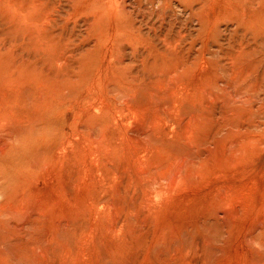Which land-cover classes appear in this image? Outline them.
<instances>
[{
	"label": "rangeland",
	"instance_id": "rangeland-1",
	"mask_svg": "<svg viewBox=\"0 0 264 264\" xmlns=\"http://www.w3.org/2000/svg\"><path fill=\"white\" fill-rule=\"evenodd\" d=\"M159 2L0 0V264H264V0Z\"/></svg>",
	"mask_w": 264,
	"mask_h": 264
},
{
	"label": "bare ground",
	"instance_id": "bare-ground-1",
	"mask_svg": "<svg viewBox=\"0 0 264 264\" xmlns=\"http://www.w3.org/2000/svg\"><path fill=\"white\" fill-rule=\"evenodd\" d=\"M95 1H96V0H95ZM157 1H158V3L160 4L159 0H152V3H153V2L156 3ZM162 1H163V3L166 4V5H168L169 1H170V3L172 2V0H162ZM114 3H115L114 1H110V3H105L104 1H103L102 3H99V1H97V4H98V5H97V4H96V5H97V7L99 8V10H101V13H102V15H103L104 17L107 16V17H109V19H110L112 22H114V23H116V24H120L121 21H122V20L120 19V16H121V15L119 14V16H117V10H116V11H113V12L115 13V15H116V18H114L113 15H112V10L114 9V7H113V6H114ZM172 3H173V2H172ZM91 4H93V2H91ZM93 5H94V4H93ZM96 5H95V6H96ZM87 8H88V7H87ZM95 10H96V9H95ZM95 10H92V11H95ZM97 15H98V14H97ZM111 24H112V23H111ZM178 40H179V39H178ZM238 49H240V48H238ZM55 50H56V49H55ZM67 50H68V49H67ZM67 50H66V51H67ZM240 50H241V49H240ZM57 51H58V50H57ZM68 51H69V50H68ZM61 52H62V51H61ZM64 52H65V51H64ZM239 52H240V51H239ZM242 52H243V51H242ZM56 53H57V52H56ZM68 53H69V52H68ZM68 53H67V54H68ZM71 53H72V51H71ZM234 53H235V52H234ZM58 54L60 55V53H58ZM67 54H66V55H67ZM92 54H93V53H92ZM94 54H95V53H94ZM97 54H98V53H97ZM3 55H4V54H3ZM64 55H65V54H64ZM72 55H73V54H72ZM229 55H230V53H229ZM231 55H232V52H231ZM236 55H237V54H236ZM74 56H75V55H74ZM60 57H61V56H60ZM62 57H63V56H62ZM230 57H231V56H230ZM241 57H242V56H241ZM9 58H10V57H9ZM56 58H57V57H56ZM58 58H59V57H58ZM63 58H64V57H63ZM65 58H66V57H65ZM67 58H68V57H67ZM237 58H240L239 54H238V57H237ZM5 59H6V58H5ZM68 59H69V58H68ZM58 60H59V59H58ZM97 60H98V59H97ZM3 61H4V60H3ZM68 61H69V60H68ZM68 61H66V62H67V65H68ZM202 61H203V60H202ZM232 61H233V60H232ZM55 62H56V61H55ZM57 62H58V61H57ZM59 62H63V61H61V58H60ZM64 62H65V61H64ZM180 62H181V61H180ZM184 62H185V61H184ZM233 62H234V61H233ZM69 64H70V63H69ZM72 64H73V63H72ZM63 65H65V64L63 63ZM73 65H74V64H73ZM181 65H183V64L181 63ZM181 65H180V66H181ZM201 65H203V63H202ZM238 65H239V64H238ZM56 66H57V64H56ZM95 66H96V65H95ZM63 67H64V66H63ZM63 67H60V68H63ZM58 68H59V66H58ZM60 68H59V69H60ZM65 68H66V66H65ZM65 68H64V70H65ZM67 68H68V67H67ZM229 68H230V67H229ZM14 69H15V68H14ZM20 70H21V69H20ZM54 70H56V69H54ZM54 70H53V71H54ZM62 70H63V69H62ZM64 70H63V71H64ZM57 71H58V70H57ZM57 71H56V72H57ZM66 71H67V69H66ZM73 71H74V70H73ZM90 71H91V70H90ZM228 71H229V70H228ZM67 72H68V71H67ZM69 72L71 73V71H69ZM69 72H68V74H69L68 76H70V73H69ZM92 72H93V71H92ZM92 72L89 73V76H90V74H92ZM52 73H54V72H52ZM58 73H59V72H58ZM61 73H62V72H61ZM62 74L64 75L65 73H62ZM66 74H67V73H66ZM99 74H100V73H99ZM58 75H59V74H58ZM60 75H61V74H60ZM60 75H59V76H60ZM78 75H79V74H78ZM80 75H81V74H80ZM177 75H180V74H177ZM87 76H88V75H87ZM89 76H88V77H89ZM62 77L64 78V76H62ZM83 77H84V76H83ZM45 78H46V77H45ZM67 78H68V77H67ZM71 78H73V77H71ZM75 78H76V77H75ZM84 78H86V77H84ZM65 79H66V78H65ZM76 79H77V78H76ZM86 79H88V78H86ZM0 80H1V79H0ZM56 80H57V79H56ZM56 80H54V81H56ZM60 80H61V79H60ZM63 80H64V79H63ZM48 81H49V83L51 82L49 79H48ZM48 81H47V82H48ZM45 82H46V80H45ZM47 82H46V83H47ZM60 82H61V81H60ZM60 82H59V83H60ZM69 82H70V80H69ZM69 82H64V83L67 84V83H69ZM71 82H72V81H71ZM71 82H70V83H71ZM9 83H10V82H9ZM72 83H73V82H72ZM72 83H71V84H72ZM109 83H111V82H109ZM52 84H54V83H52ZM61 84H62V82H61ZM66 84H64V85H66ZM39 85H40V84H39ZM50 85H51V84H50ZM74 85H75V84H74ZM74 85H73V86H74ZM108 85H109V84H108ZM29 86H30V85H27V87H29ZM44 86H45V85H44ZM109 86H110V85H109ZM21 87H23V86H21ZM106 87H107V86H106ZM30 88H31V87H30ZM32 88H33V87H32ZM78 88H79V87H78ZM102 88H103V87H102ZM107 88H108V87H107ZM114 88H115V87H114ZM116 88H118V87H116ZM24 89H25V87H24ZM64 89H65V88H64ZM69 89H70V88H69ZM73 89H74V87H73ZM73 89H72V90H73ZM82 89H83V88H82ZM26 91H27V90H26ZM26 91H25V93H26ZM66 91H67V90H65L64 92H66ZM76 91H77V88H76ZM23 92H24V90H23ZM40 92H41V91H40ZM73 92H74V91H73ZM29 93H30V92H29ZM74 93H75V92H74ZM26 94H28V91H27ZM31 94H32V93H31ZM48 94H49V93H48ZM24 95H25V94H24ZM63 95H64V94H63ZM29 96H30V95H29ZM41 96H42V95H40V97H41ZM69 96H70V95H69ZM21 98H22V97H21ZM29 98H30V97H29ZM41 98H42V97H41ZM60 98H61V97H60ZM63 98H64V97H63ZM65 98H66V96H65ZM8 99H9V98H8ZM13 99H14V98H13ZM13 99H12V100H13ZM24 99H25V98H24ZM14 100H15V99H14ZM14 100H13V102H14ZM32 100H33V98H32ZM32 100H31V101H32ZM34 100H35V99H34ZM54 100H55V99H54ZM63 100H64V99H63ZM66 100H67V99H66ZM18 101H19V100H18ZM23 101H24V100H23ZM25 101H26V100H25ZM27 101H28V100H27ZM27 101H26V102H27ZM29 101H30V100H29ZM8 102H9V100H8ZM13 102H12V103H13ZM20 102H21V101H20ZM34 102H35V101H34ZM4 103H5V102H4ZM9 103H10V102H9ZM12 103H11V104H12ZM18 103H19V102H18ZM22 103H23V102H22ZM31 103H33V102H31ZM51 103H52V102H51ZM4 105H5V104H4ZM17 105H18V106H17L16 108H17V110H18L20 104H17ZM23 105H24V104H22V106L20 105L21 107L19 108V110L22 111V113H23V111H24L23 108H22ZM33 105H34V103H33ZM42 105H43V104H42ZM13 106H14V107H13ZM13 106H12V107H13V111H14V108H15L16 105H14V103H13ZM29 106H30V105H29ZM31 106H32V105H31ZM39 106H40V105H39ZM49 106H50V105H49ZM49 106H47V108H46V107H45V108L48 109ZM53 106H54V105H53ZM9 107H10V105H9ZM9 107H8V109H9ZM33 107H34V106H33ZM33 107H32V108H33ZM35 107H37L36 104H35ZM41 107H43V106H41ZM16 108H15V111H16ZM43 108H44V107H43ZM50 108L52 109V106H51ZM0 109H1V108H0ZM2 109H4V108H2ZM28 109H30V108L28 107ZM53 109H54V108H53ZM53 109H52V111H53ZM59 109H60V108H59ZM9 110L11 111L12 108H10ZM26 110H27V109H25V111H26ZM30 110H31V109H30ZM41 111H42V110H40V112H41ZM45 111H46V110H45ZM47 111H48V110H47ZM52 111H50V113H51ZM11 112H12V111H11ZM16 112H17V111H16ZM29 112H30V111L27 110V111H26V114H29ZM32 112H33V114H34V111H32ZM32 112H31V113H32ZM53 112H54V111H53ZM5 113H6V112H5ZM8 113H9V112H8ZM50 113H49V112H48V113L46 112L45 114L50 115ZM11 114H12V113H11ZM13 114L15 115V112H13ZM16 114L19 115V112H17ZM24 114H25V113H24ZM39 114H40V113H39ZM52 114L54 115V113H52ZM68 114H69V113H68ZM7 115H8V114H7ZM47 115H46V116H47ZM3 116H4V115H3ZM19 116H20V115H19ZM26 116H27V115H26ZM30 116H31V115H30ZM1 118H3V117H1ZM12 118H13V117H12ZM5 119H7V118H5ZM5 119H4V120H5ZM14 119H15V117H14ZM16 119H17V118H16ZM17 121H18V120H17ZM19 122H20V121H19ZM2 123H3V122H2ZM5 123L7 124V121H5ZM5 123H3V124H5ZM12 123H14V122H12ZM12 123H10V124H12ZM68 123H69V122H68ZM3 124H2V125H3ZM10 124H9V125H10ZM9 125H7V127H8ZM54 125H55V124H54ZM11 126L14 127V125H11ZM96 126H97V125H96ZM4 127H5V125H4ZM35 127H36V126H35ZM6 130H10V129H6ZM6 130H5V131H6ZM2 131H4V130L2 129ZM5 131H4V133H5ZM8 132H9V131H8ZM11 132H12V131H11ZM2 133H3V132H2ZM0 134H1V132H0ZM8 134H9V133H8ZM11 134H12V133H11ZM4 135H5V134H4ZM14 135H15V134H14ZM0 136H1V135H0ZM8 138H9V136H8ZM10 138H13V137H11V135H10ZM10 138H9V140H10ZM1 139H2V137H1ZM4 139H5V138H4ZM7 140H8V139H7ZM9 140H8V141H9ZM2 141H3V139H2ZM5 143H6V142H5ZM5 143H3V144H5ZM7 144H8V143H7ZM38 146H39V145H38ZM3 147H4V146H3ZM6 148H7V146H6ZM0 151H1V150H0ZM4 151H5V150H4V148H3V152H4ZM25 151H26V150H25ZM36 151H38V150H36ZM64 151H65V150H64ZM28 152H29V151H28ZM37 154H38V153H37ZM5 158H6V157H5ZM2 160H3V158H2Z\"/></svg>",
	"mask_w": 264,
	"mask_h": 264
}]
</instances>
